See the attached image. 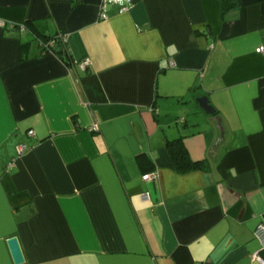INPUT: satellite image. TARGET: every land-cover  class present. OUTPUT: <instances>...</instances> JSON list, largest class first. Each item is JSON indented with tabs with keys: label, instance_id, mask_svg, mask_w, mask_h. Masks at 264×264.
Wrapping results in <instances>:
<instances>
[{
	"label": "crops",
	"instance_id": "obj_1",
	"mask_svg": "<svg viewBox=\"0 0 264 264\" xmlns=\"http://www.w3.org/2000/svg\"><path fill=\"white\" fill-rule=\"evenodd\" d=\"M100 1L0 0V264H264V0Z\"/></svg>",
	"mask_w": 264,
	"mask_h": 264
},
{
	"label": "trees",
	"instance_id": "obj_2",
	"mask_svg": "<svg viewBox=\"0 0 264 264\" xmlns=\"http://www.w3.org/2000/svg\"><path fill=\"white\" fill-rule=\"evenodd\" d=\"M238 5V0H223L224 9H232ZM24 29L30 30L36 39L40 42L43 52L55 53L63 62L70 64L72 62L66 50V40L62 35H57L54 38H48L41 34L37 29L32 30L28 24H25ZM166 148L169 150L172 160L177 166L178 171L187 172L198 169H205L206 163L203 161H192L182 144L181 139L166 142ZM144 157L140 156L142 160Z\"/></svg>",
	"mask_w": 264,
	"mask_h": 264
},
{
	"label": "built area",
	"instance_id": "obj_3",
	"mask_svg": "<svg viewBox=\"0 0 264 264\" xmlns=\"http://www.w3.org/2000/svg\"><path fill=\"white\" fill-rule=\"evenodd\" d=\"M110 6H116L119 13L129 11L133 6V0H101L99 3V19L101 21L107 20L109 17L108 9ZM5 23L0 20V27H4ZM22 29L23 26H20ZM65 40V38H64ZM257 53H263L264 48L260 47L256 49ZM77 68L81 71H86L89 65V60H82L75 63ZM26 135L28 137H35V133L32 130H28ZM28 150L27 144H21L17 147V156H22ZM144 181H150L154 179V173H147L142 176ZM144 201L150 200L149 193H144L142 196ZM254 236L259 241L260 248L264 249V223L258 224L254 230ZM254 258L256 261L263 263L258 254H255Z\"/></svg>",
	"mask_w": 264,
	"mask_h": 264
},
{
	"label": "water",
	"instance_id": "obj_4",
	"mask_svg": "<svg viewBox=\"0 0 264 264\" xmlns=\"http://www.w3.org/2000/svg\"><path fill=\"white\" fill-rule=\"evenodd\" d=\"M196 103L198 104V106L208 115H215L216 111L214 109V107L209 103L208 98L203 96V97H199L196 98ZM220 123V119L217 120ZM7 244L9 246L13 261L15 264H21L23 263L24 259H23V255H22V251L20 249L18 240L16 238H10L7 241Z\"/></svg>",
	"mask_w": 264,
	"mask_h": 264
}]
</instances>
